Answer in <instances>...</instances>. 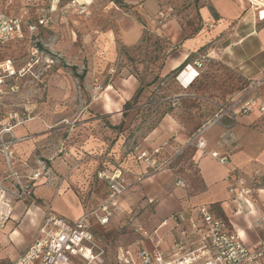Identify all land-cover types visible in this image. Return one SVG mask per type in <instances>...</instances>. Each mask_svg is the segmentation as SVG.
<instances>
[{
    "label": "crops",
    "instance_id": "obj_1",
    "mask_svg": "<svg viewBox=\"0 0 264 264\" xmlns=\"http://www.w3.org/2000/svg\"><path fill=\"white\" fill-rule=\"evenodd\" d=\"M261 11L264 6L257 0H193V9L188 11L187 17L179 15L157 29V33L167 38L172 51L164 62V73L185 61L192 66L193 62L203 60L202 67L195 68L196 79L188 90L179 92L175 96L179 100L173 102L176 109H181V98H188V111L192 113L189 128L201 129L215 118L217 112L211 114L219 105L229 106L248 89L244 101L256 99L257 103L264 104V16ZM130 27L134 31L135 26ZM19 31L20 26L17 33ZM239 111L240 106L232 108L231 112L236 114L234 121L227 115L203 132V151L190 147L193 149L190 158L179 164L180 155L168 170L154 172L144 162L136 161L134 152L131 153L136 167L129 168L127 179L133 183L136 176H144L135 187L138 189L136 199L138 195L143 199L136 202L137 207L120 203L118 213L124 214L120 226L125 217H132L152 238L161 239L160 250L167 252L171 244L185 238L183 228H175L169 215L188 212L192 221L200 226L198 207L204 205L213 217L225 222V231L238 234L245 245L256 248L259 240L264 239V230L253 223L264 210V183L248 195L241 192L250 187L255 172L264 174V118L257 110L237 115ZM32 127L41 129L42 126L35 123ZM22 131L21 127L17 129L18 133ZM17 137L23 140L13 146L14 169L23 175L27 167H38L37 163L41 162L38 154L46 160V169L32 183L31 198L15 203L11 221L0 230V246L5 247L2 257L9 258L5 263L0 260V264H10L23 253L36 237L47 211L73 223L95 209L107 192L106 184L98 179L97 173H110L114 169L109 163L108 167L104 165L107 163L101 167L100 162L83 154L78 163L70 162L66 150L58 155L59 145L66 146L70 140H51L47 136L44 140H32L30 134ZM152 141L145 143L148 146ZM78 144L84 150H95V146L103 142L79 140ZM142 145L138 148L140 151L147 147ZM177 147V140H171L156 160L165 161ZM211 153L226 157V163H219ZM3 173L0 156V178ZM177 180L185 187L176 186ZM230 182L234 183L235 195L227 191ZM127 193L128 190L124 196ZM112 222L105 227L93 221H88V225L105 241L109 254L113 255L118 247L135 253L136 236L131 226L122 228L125 233L120 234L108 228ZM142 247L150 249L151 245L145 240Z\"/></svg>",
    "mask_w": 264,
    "mask_h": 264
},
{
    "label": "rangeland",
    "instance_id": "obj_2",
    "mask_svg": "<svg viewBox=\"0 0 264 264\" xmlns=\"http://www.w3.org/2000/svg\"><path fill=\"white\" fill-rule=\"evenodd\" d=\"M79 5L87 6L85 17L74 13ZM190 9L193 0H0V15L18 19L20 26L13 40L0 43V63L9 60L19 76L18 91L0 98V140H23L17 137L21 134L32 135V140H70L66 146L58 144V155L66 150L71 163L85 155L101 167L109 163L123 169L130 186L120 203L137 207L143 199H136L138 176L133 183L127 179L129 168L136 167L132 147L147 146L146 140H187L196 131L187 126L192 118L188 98H181V109L173 105L179 100L175 96L188 90L189 84L180 80L185 66L176 74L164 73L161 64L172 51L167 38L157 33L162 24L187 17ZM41 18L49 20L40 25ZM139 86L141 94L126 108ZM226 107L219 105L211 115ZM35 123L41 129H33ZM20 127L22 133L17 132ZM79 140L103 144L84 150ZM192 153L186 148L177 163ZM37 158L41 162L32 169L40 178L46 160L40 154ZM123 218L117 213L108 228L124 234ZM4 249L0 246L3 263L9 259L2 257ZM71 263L79 264L77 259Z\"/></svg>",
    "mask_w": 264,
    "mask_h": 264
},
{
    "label": "built area",
    "instance_id": "obj_3",
    "mask_svg": "<svg viewBox=\"0 0 264 264\" xmlns=\"http://www.w3.org/2000/svg\"><path fill=\"white\" fill-rule=\"evenodd\" d=\"M71 5L76 6L75 1H72ZM87 10L86 5H79L74 13L78 17H85L88 14ZM159 16H162V13H159ZM48 20L41 18L38 19V23L42 25ZM18 28V19L0 15V43L13 40ZM202 61H195L192 66L186 65L184 69L201 68ZM197 76L198 72L195 71L191 81ZM18 79L19 76L9 60L0 63V98L6 93L18 91ZM252 86L254 88L256 85ZM249 91L248 89L243 92L226 108H220L213 120L190 135L187 140L177 141L178 147L165 161H157L155 157L169 146V140L149 143L148 148L141 151L135 148V160L144 162L154 172L170 169L186 148L193 147L203 151L205 148V142L201 138L203 132L210 126L219 124L227 115L234 121L236 114L231 110L236 106H240L237 115L250 114L257 110L264 118V104L257 103L256 99L244 101ZM19 141L13 136L10 140H0V156L4 164V173L0 178V230L11 221L15 203L25 202L31 198L32 183L41 175L38 170L28 168L25 163L23 164L27 167L25 174L22 175L14 169L16 157L13 146ZM210 155L221 164L227 161L226 157H220L217 153ZM97 177L105 182L107 192L96 208L81 215L73 223L65 221L52 211H47L37 228L36 237L10 264H72L71 259H77L79 264H264V239L259 240L256 248H250L238 234L225 231V222L213 217L204 205L198 207L200 226L192 221L188 212L169 215L168 219L175 228H183L185 238L171 244L167 252L160 250L161 239L152 238L151 234L140 224L135 223L132 217H125L120 227L122 229L131 226V232L136 236L134 241L136 251L132 253L128 248L118 247L113 255L109 254L105 241L91 231L88 221H93L100 227L110 224L119 212L120 200L130 184L126 183L124 170L121 168L114 167L110 173L99 171ZM143 177L138 176L137 181L140 182ZM263 183L264 174L255 172L250 187L243 189L241 195H248L260 189ZM175 185L185 187L180 180H177ZM227 191L231 195L236 194L233 182L228 184ZM253 223L264 230V210ZM145 240L149 241L150 249L142 247Z\"/></svg>",
    "mask_w": 264,
    "mask_h": 264
},
{
    "label": "trees",
    "instance_id": "obj_4",
    "mask_svg": "<svg viewBox=\"0 0 264 264\" xmlns=\"http://www.w3.org/2000/svg\"><path fill=\"white\" fill-rule=\"evenodd\" d=\"M162 66H161V69L164 67V62H162V64H161ZM186 65V61L184 62V63H182L181 65H179L177 68H175V69H173V70H171L174 74H176V73H178V72H180L181 70H182V68L184 67ZM167 74H169V72L167 73ZM166 74V75H167ZM187 88H189V85L187 86ZM141 92H142V88L139 86V88H137L136 90H135V92H134V94H133V96L131 97V99H129L128 100V102H126L125 104H124V106H126V108L128 107H131L132 106V102L141 94ZM135 148H139V146H134V147H132V149H131V153H133L134 152V149ZM108 156H109V158L112 160V161H114L115 162V159L114 158H112L113 156H111L110 154H108Z\"/></svg>",
    "mask_w": 264,
    "mask_h": 264
},
{
    "label": "bare ground",
    "instance_id": "obj_5",
    "mask_svg": "<svg viewBox=\"0 0 264 264\" xmlns=\"http://www.w3.org/2000/svg\"><path fill=\"white\" fill-rule=\"evenodd\" d=\"M263 4V3H262ZM263 6H264V4H263ZM194 70L192 67H188V68H186V69H184L183 70V72H181L180 73V80L182 79H184L186 82H187V84H191V79L193 78V76L195 75V70L193 71V73H192V70ZM181 80V81H182ZM191 81V82H190ZM183 82V81H182ZM181 82V83H182Z\"/></svg>",
    "mask_w": 264,
    "mask_h": 264
}]
</instances>
